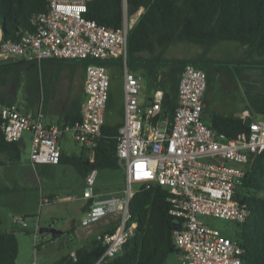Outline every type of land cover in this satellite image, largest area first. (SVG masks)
<instances>
[{"label":"built area","instance_id":"2783aa9c","mask_svg":"<svg viewBox=\"0 0 264 264\" xmlns=\"http://www.w3.org/2000/svg\"><path fill=\"white\" fill-rule=\"evenodd\" d=\"M88 1L47 0V9L32 15V32L18 40H3L0 36V63L13 59L37 63L47 58L93 60L85 65L80 120L73 125L48 126L43 122L40 105L24 112L15 103H0V128L5 140H21L24 131H31L29 161L35 168L38 164L58 163L59 141L71 131L87 163H93L109 96V75L101 62L118 59L123 67V121L118 128L116 155L124 170L125 186L121 194L102 195L94 188L97 170L91 169L84 177L83 197L92 198V202L80 226L92 231L103 220L117 223L112 233L96 234L105 246L96 264L114 257L132 231L126 221L133 183L146 187L158 184L171 194L169 213L180 219V227L172 236L181 264H242L240 243L202 223L196 215L236 223L248 218L249 208L236 195L249 156L264 150V120H252L248 132L234 138L211 129L202 120L207 73L192 63L182 68L172 118L162 113L161 88L154 89L149 103L142 107L138 101L139 78L127 65L131 26L127 0H122V21L116 28L86 18ZM143 10L139 6L131 15L136 18ZM11 220L28 227L21 215H13ZM33 234L37 243V223ZM69 255L76 257L75 251Z\"/></svg>","mask_w":264,"mask_h":264},{"label":"trees","instance_id":"16d2710c","mask_svg":"<svg viewBox=\"0 0 264 264\" xmlns=\"http://www.w3.org/2000/svg\"><path fill=\"white\" fill-rule=\"evenodd\" d=\"M139 6H143L144 10L128 30L127 65L132 67L136 63L145 71L152 69L157 87H164L165 81L157 79L162 69L169 73L178 68L182 71L184 64L192 63L206 71V66L194 59L164 57V49L178 41L204 46L223 40L236 41L247 48L245 60L221 61L218 64H235L241 69H264V0H127V11L130 14ZM46 9L47 0H0L2 39L18 40L24 33L32 32V15ZM84 16L100 24L119 27L122 21V0H89ZM143 52L148 55L136 58V55ZM47 59L78 60L85 65L93 61ZM31 63L34 65L33 74L28 69ZM101 63L105 65L106 61ZM37 64L25 59L0 63V86L5 85L7 78L18 81L25 75L34 79L40 73ZM167 77L169 74L166 72ZM33 79L30 89L34 85ZM178 81L173 84V97L167 100L163 96L162 100V113L169 118H172L177 104ZM35 84L37 86L32 90L33 96L40 89L39 82ZM246 97L251 111L264 116V93H247ZM12 102L0 92V103ZM80 109L77 113L65 115L63 123L73 125L80 120ZM250 122L249 117L213 112L208 126L227 138H234L246 134ZM120 125L111 126L104 122L94 148L93 163H87L83 150L79 155L61 152L58 163L73 166L84 177L93 168L97 171L118 168L116 145ZM0 153L5 155L9 163L20 160V140H5L1 128ZM3 163L0 161V165ZM170 196L169 191L158 184L150 187L139 185L129 199L126 226L132 231L120 251L99 264H167L169 255L177 253L172 235L180 227V219L169 213ZM236 198L247 205L250 214L244 222L237 223V230L230 237L236 239L243 248L242 264H264V150L249 156ZM114 229L115 226L104 232L112 233ZM57 236L59 234H51L53 239ZM42 244L36 243L35 248ZM104 250L105 246L94 236L87 244L75 249V259L68 253L50 264H96ZM17 254L18 240L14 230H0V264H15Z\"/></svg>","mask_w":264,"mask_h":264},{"label":"rangeland","instance_id":"374dc122","mask_svg":"<svg viewBox=\"0 0 264 264\" xmlns=\"http://www.w3.org/2000/svg\"><path fill=\"white\" fill-rule=\"evenodd\" d=\"M137 18L129 14L130 25L134 24ZM181 47L182 45H175L171 48L168 57L178 55ZM164 56L167 57L165 53ZM111 60L117 59L108 61ZM241 66L243 67V65ZM108 67L110 72H115L112 66L108 65ZM238 70L240 72L238 76H234L232 70L230 77L224 76L223 80L225 81L218 76L213 75L211 77L206 90L207 99L210 101L209 110L234 112L242 105L249 106L246 95L251 92V88L249 87L248 78H245L243 74L246 69L240 68ZM250 71L255 74L254 82L256 85L264 81L263 69L255 68V70ZM0 90H3V87L0 86ZM122 104L121 93L119 91L113 93V99L107 111L110 122L115 123L119 120L121 114L123 116ZM120 108H122V113ZM254 115H256L257 120L262 118L259 114ZM209 117V112L202 114V120L205 124ZM31 137V131H24L22 140H20V160L11 162L12 164H9V166L0 167V187L6 186L11 191L13 190L12 192L16 193L14 197L18 198V204L15 205L0 203V230H14L18 240V254L15 264H32L34 262L36 264H50L79 246L80 242L75 237L69 238L68 233L53 239L51 233L41 232L39 229L49 224L58 230H68L72 224L75 226L80 225L83 216L82 208L87 199L83 197L84 181L82 175L73 166L58 163L53 166L46 165L43 168L37 166V170L30 166ZM61 147L68 154H77L80 149V146L73 141L69 132L66 134V139L61 142ZM1 156H3V153H0ZM97 172L94 185L97 190L112 193L115 189H121L125 186V174L120 166L115 169H103ZM138 186V183H133L132 190L137 189ZM51 192L55 193L56 199L43 202L41 197L44 199ZM118 192L121 193V190ZM6 194L0 190L1 201L6 202L5 198L8 196ZM66 195H70L68 200L59 199ZM16 214L24 217L28 227L22 228L12 222L11 217ZM196 217L202 223L229 237L238 227L234 221L211 215L197 214ZM36 223L38 227L37 243H43L37 249L35 248L36 242L33 234V227ZM167 264H181V258L176 253L170 254Z\"/></svg>","mask_w":264,"mask_h":264},{"label":"crops","instance_id":"0c3cea01","mask_svg":"<svg viewBox=\"0 0 264 264\" xmlns=\"http://www.w3.org/2000/svg\"><path fill=\"white\" fill-rule=\"evenodd\" d=\"M1 35H2V31L0 29V36ZM175 45H182L180 51L178 52L179 54L176 55L175 57H168L170 56V49L173 48ZM164 53L167 56L166 58H184V59L191 58L199 63H202V65H205L207 76L209 78V82L206 86V90H207L210 83V79L213 75L218 76L221 80H223L224 76L230 77L231 71L233 70L234 76L235 75L238 76V74L240 73L238 69L240 68H238L237 65L226 64L222 66L221 64L218 63L221 61H233V62L244 61L245 58L247 57V48L239 44L238 42L231 40L219 41L211 46H204L202 44L188 42V41H178L176 43L167 46L164 49ZM147 55L148 54L144 52L139 53L138 55H136V58ZM205 63H211V64H205ZM108 65L112 66L115 72H110ZM36 67L40 69V73L34 79L32 76L28 78L25 75H22V77L18 81L11 78H7L6 83L3 86V90H0V92L5 94L6 97H8L10 100L13 101L12 103H15L18 106V108L24 112L31 111L40 105L43 111V115H44L43 122L45 125L49 126L53 124H59V125L64 124L63 123L64 116L67 114L77 113L83 104V100H84L83 81L85 76V63L83 61H78V60L44 59L39 64H37ZM105 67L109 75V96L105 109L104 122L107 125H111V126L120 125L123 121L122 114L121 117H119V120H117L115 123H112L109 121V116L107 114V111L112 102L113 93L119 91L122 95V101H123V68L118 59L106 61ZM28 69L31 71V74H33L34 65L31 63L28 66ZM244 69H246V71L243 72V74L245 78H248L249 87L251 88L250 89L251 92L249 94L264 93V81H261L259 85H256V83L254 82L255 74L250 70H255V69H249V68H244ZM129 70H131L139 78L140 91L138 94V101L142 107L146 106L149 103L152 92L156 88H161L163 90L164 97L167 98V100H170L173 97V84H176V82L179 80V75L181 73V68L174 69L173 71H170V73L166 69H162V72L159 74L157 79L158 80L161 79L163 80V82L165 81L164 87H157V83L153 78L154 71L152 69L145 71L141 66H138L135 63V65H133ZM166 72L167 74H169V77L167 78H165ZM117 73L120 74L118 75ZM32 79L34 80L33 88L37 86V84H35L36 82H39L40 84V89L36 96L32 95L33 88L30 89L32 86L31 84L33 82ZM206 90L203 96L202 114L207 112H209V114L216 112L225 115L241 116L242 118L249 117L251 121L257 120L255 117L256 115L254 114H258V113L252 112L251 108L249 106L246 107L245 105L240 106L234 112H222L213 109L209 110L210 101L209 99H207ZM120 109H121L120 112L122 113V108ZM261 116L262 118L259 120H264V116L263 115ZM208 124H210V117L208 118L206 125ZM68 132L71 134V138L73 139L71 131H66L62 135L59 141L60 150L65 154L68 153H66V151L61 147V142L63 141V139H66V134ZM80 153H82L81 146L79 149V153L77 154L72 153V154L79 155ZM0 161L4 162L3 164L0 165V167L9 166V164H12L5 160L4 154L3 156L0 157ZM29 164L30 166H32L30 161ZM46 165L53 166L55 164H38L37 166L43 168ZM37 166L35 167L36 170H37ZM82 178L84 181L83 175ZM123 187L121 189H115L112 193H108V192L104 193L101 192L100 190H97V187L94 188L98 194L110 195V194H121L118 191L121 190L122 192L124 189ZM0 190L4 191V193H7L6 195H8L5 198L6 202H3L4 200L2 201L0 200V203L9 204V205L18 204V198L14 197L16 193L12 192L13 190L11 191L6 186L0 187ZM69 198L70 195H66L59 199L68 200ZM55 199H56V195L54 192L49 193V195H47L44 199L41 197V200L43 202H50ZM116 224H117L116 222H110L108 224L106 223V220H103L97 223L96 226L92 229V231H85L80 225L75 226L74 224H72L68 230L59 229L60 231H62V233L59 235L68 233L69 238L72 239L73 237H75L80 242L79 246L70 250L71 252V251H75L76 248L87 244V241L93 238L94 236H96L97 233L104 232L105 230L113 226H116ZM47 226L53 227L50 224Z\"/></svg>","mask_w":264,"mask_h":264},{"label":"water","instance_id":"95a60500","mask_svg":"<svg viewBox=\"0 0 264 264\" xmlns=\"http://www.w3.org/2000/svg\"><path fill=\"white\" fill-rule=\"evenodd\" d=\"M91 202H92V198H89L86 204L84 205V207L82 208V212H85L89 208V205L91 204ZM40 231L49 232L51 234H61L62 233V231L55 229L54 227H51V226L42 227L40 228Z\"/></svg>","mask_w":264,"mask_h":264}]
</instances>
